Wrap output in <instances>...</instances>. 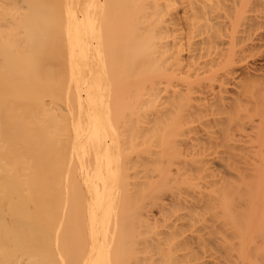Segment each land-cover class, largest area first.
<instances>
[{"label": "bare ground", "instance_id": "obj_1", "mask_svg": "<svg viewBox=\"0 0 264 264\" xmlns=\"http://www.w3.org/2000/svg\"><path fill=\"white\" fill-rule=\"evenodd\" d=\"M256 58L264 0H0V264H264Z\"/></svg>", "mask_w": 264, "mask_h": 264}, {"label": "rangeland", "instance_id": "obj_2", "mask_svg": "<svg viewBox=\"0 0 264 264\" xmlns=\"http://www.w3.org/2000/svg\"><path fill=\"white\" fill-rule=\"evenodd\" d=\"M260 60H261V62H260ZM263 64H264V61L261 59V58H256L255 60H254V62H253V67L256 69V70H263L264 69V67H263Z\"/></svg>", "mask_w": 264, "mask_h": 264}]
</instances>
